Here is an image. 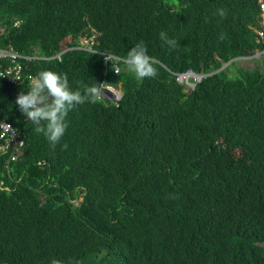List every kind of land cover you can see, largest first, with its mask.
Segmentation results:
<instances>
[{
  "label": "trees",
  "instance_id": "16d2710c",
  "mask_svg": "<svg viewBox=\"0 0 264 264\" xmlns=\"http://www.w3.org/2000/svg\"><path fill=\"white\" fill-rule=\"evenodd\" d=\"M262 3L0 0V48L50 56L93 28L94 47L121 58L143 41L158 72L140 81L117 61V74L83 49L17 58L23 74H66L73 91L122 89L70 111L55 149L15 103L28 85L0 77V117L23 139L14 160L0 149V264H264V56L252 68L232 61L190 92L177 81L260 49Z\"/></svg>",
  "mask_w": 264,
  "mask_h": 264
},
{
  "label": "clouds",
  "instance_id": "9594fccd",
  "mask_svg": "<svg viewBox=\"0 0 264 264\" xmlns=\"http://www.w3.org/2000/svg\"><path fill=\"white\" fill-rule=\"evenodd\" d=\"M216 14L222 19L226 18L227 10L223 8L217 9ZM159 36L170 51L178 47V42L175 39L169 38L166 32L161 31ZM224 38V34H221L220 39L223 40ZM244 56H237L235 60H247L243 59ZM106 59L111 60L107 57ZM123 59L126 70L133 74L137 80L142 81L145 78H155L158 75L157 69L153 66L154 61L148 55L143 41L132 47ZM120 70L117 67L115 73L118 74ZM29 79L30 84L27 87V94L21 92L17 96L15 103L27 120L35 125L34 131L37 134H43L53 149L60 144L62 137L65 135L68 127V113L77 105H82L85 102L95 104L105 97V83L83 86V93L80 90L73 91L70 90L66 74H59L47 69L41 70L37 75ZM120 93L119 98L122 96L121 89ZM63 148L66 149L67 145L64 144ZM51 264H64V262L53 258ZM73 264H79V262H73Z\"/></svg>",
  "mask_w": 264,
  "mask_h": 264
},
{
  "label": "built area",
  "instance_id": "2783aa9c",
  "mask_svg": "<svg viewBox=\"0 0 264 264\" xmlns=\"http://www.w3.org/2000/svg\"><path fill=\"white\" fill-rule=\"evenodd\" d=\"M261 8L264 10V3L261 4ZM264 18V13H263ZM21 20H16L14 25H18ZM255 41L261 44L260 49L253 50L252 54L248 56H244L243 59H260L264 56V21L260 28L255 29ZM96 41V33L94 29H91V33L88 34L87 32H79L76 43L73 46L65 47L60 51L54 53L50 56H43L38 54V49L34 48V52L32 55H21L18 52L14 51L11 46H7L4 48H0V61L1 60H8L12 64L6 67H2L0 64V77L4 78L8 83H11L16 86L20 85H29L30 84V77L34 76L30 73L23 74L22 69L23 66L19 64L16 59L17 58H24V59H58L60 60L61 55L70 49H83L90 52L100 53L103 57L104 64L112 63L114 66V71L117 67H120L117 61H123L124 59L116 56L108 51H99L94 48ZM110 58L111 60L106 59ZM1 63V62H0ZM105 92L104 98H112L110 101H116L119 99L121 93L117 91L116 87L112 85H104ZM0 138L4 140V143L0 146L1 150L7 149L9 146L12 147L11 151V160L16 159L18 154L21 152L23 146V139L21 138L17 129L5 118L0 117Z\"/></svg>",
  "mask_w": 264,
  "mask_h": 264
},
{
  "label": "rangeland",
  "instance_id": "374dc122",
  "mask_svg": "<svg viewBox=\"0 0 264 264\" xmlns=\"http://www.w3.org/2000/svg\"><path fill=\"white\" fill-rule=\"evenodd\" d=\"M258 60V59H256ZM254 59H248V60H235V64L238 66H244L246 68H252L254 67ZM237 70L234 67H230L229 69V74L230 75H234L236 74ZM187 75H183V76H179V79L182 81V84L185 86V91L190 92L192 90V86H193V82L195 81V78L193 76H191L190 74L188 76L191 77H186ZM177 80H178V75H177ZM117 91H120L121 87L120 85H115ZM122 90V89H121ZM81 200V197H78L77 200H75V202H78Z\"/></svg>",
  "mask_w": 264,
  "mask_h": 264
},
{
  "label": "water",
  "instance_id": "95a60500",
  "mask_svg": "<svg viewBox=\"0 0 264 264\" xmlns=\"http://www.w3.org/2000/svg\"><path fill=\"white\" fill-rule=\"evenodd\" d=\"M234 60H235V57L232 58V59H230V60H228V61L225 62L224 64H222L219 68L215 69L214 71H211V72H208V73H202V74H199V73H196V72H194V71H192V70L186 72V73H191V74L199 75V76H200V79H195V81L193 82L192 89L196 86V84H197L199 81H201V78H202V77L210 76V75H212V74H214V73H216V72H218V71L224 69V68H225L230 62H232V61H234ZM181 74H184V73H179V74H178V80H177V81H178L179 83H182V81L179 79V75H181Z\"/></svg>",
  "mask_w": 264,
  "mask_h": 264
},
{
  "label": "bare ground",
  "instance_id": "6f19581e",
  "mask_svg": "<svg viewBox=\"0 0 264 264\" xmlns=\"http://www.w3.org/2000/svg\"><path fill=\"white\" fill-rule=\"evenodd\" d=\"M191 75V76H193L195 79H200V76L199 75H194V74H191V73H184V74H181V75H179V76H183V75H187L186 77H191V76H188V75Z\"/></svg>",
  "mask_w": 264,
  "mask_h": 264
}]
</instances>
